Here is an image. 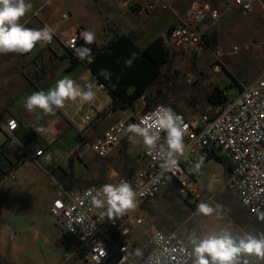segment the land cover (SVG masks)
Instances as JSON below:
<instances>
[{
	"label": "rangeland",
	"instance_id": "374dc122",
	"mask_svg": "<svg viewBox=\"0 0 264 264\" xmlns=\"http://www.w3.org/2000/svg\"><path fill=\"white\" fill-rule=\"evenodd\" d=\"M47 1L30 0L33 8L22 20L29 18L31 26L36 25L38 20L46 22L52 4L59 7V11L54 13L53 22L57 23L61 30L76 26L86 18L83 13L84 5H81L84 0H52L50 5ZM85 1L87 10L97 14L100 20L108 15L111 8L120 7L119 27L126 29L132 26L135 32L138 31L137 34L141 32L140 35L145 37L135 40L140 47L155 37L165 38L166 28L172 22L175 23L171 9L181 16L194 1L207 3L215 8H220L222 2L164 0L155 3L153 11H146L145 4L154 2L153 0H116L118 3H115V0ZM40 6L44 10L38 13V18L31 17ZM252 6L251 13L244 15L232 9L221 17L217 24L219 45L214 42L209 50L203 49L197 54L170 50L169 59L161 67L160 76L147 90L149 99L157 103L156 105L165 107L174 104L175 111L184 115L212 114L220 108H213L206 102V96L214 86L223 88L227 93L236 94L241 86L264 78V8H259L257 3ZM253 25H261L263 28L259 30ZM55 45L53 42L51 47ZM218 47L221 48V56L215 55L214 51L219 49ZM10 56L13 60L11 66L7 67L8 70L19 68L23 61L24 64L31 63L34 67L41 64L40 61H31V56L27 54L10 53ZM233 97L229 95L228 99ZM20 104L16 102L15 106ZM142 108L143 100L137 102L134 112H142ZM107 114V118L99 120V126L114 115L110 112ZM42 127L44 131L38 133L39 138L33 145L45 154L56 157L59 153L73 150L74 159L80 150L79 153L87 166L85 168L75 159L72 172L82 188L125 178L117 172L123 167L119 156L121 145L112 155L99 158L85 151L84 147L76 146L75 132L65 120L60 118L56 133L50 139L44 135L46 126ZM26 149L31 152L29 148ZM230 155L229 151L224 154L225 157ZM130 157L134 158L133 155ZM18 164L17 171L13 173L14 179L6 180V184L0 187V232H11L12 240L19 250L15 252V258L11 259L6 241L7 246L2 250L3 254H0V264H86L75 245L68 242L69 238L67 244L57 240L63 229L55 215L58 208L64 204V192L80 190L75 186L70 189L65 186L69 184L68 171L71 170L67 159L55 163L53 169L42 165L38 160L35 162L26 159ZM111 170H114L116 175H112ZM201 172L202 176L197 180L198 198H185L176 194L171 187H165L157 195L143 202V207H139L145 216L142 228L147 230L154 227L163 231H175L189 249L188 235L193 231L198 235L218 232L221 229H228L236 234L264 232V224L257 223L248 216L234 195L225 189L226 170L222 163L214 159L203 161ZM202 201L213 206L220 205L221 215H195L196 207ZM236 211H239L241 216L235 214ZM140 233L139 230L136 231V236ZM139 239H143V236H139ZM244 259H248L249 264H264V261L253 257H242V264ZM188 264H191V260Z\"/></svg>",
	"mask_w": 264,
	"mask_h": 264
},
{
	"label": "built area",
	"instance_id": "2783aa9c",
	"mask_svg": "<svg viewBox=\"0 0 264 264\" xmlns=\"http://www.w3.org/2000/svg\"><path fill=\"white\" fill-rule=\"evenodd\" d=\"M153 2L145 4L144 10L153 11ZM224 10L236 9L242 14L250 13L249 0H223ZM220 18L218 10L203 2H192L167 34L165 42L170 50L183 53H199L209 50L206 37L211 26ZM82 27H77L70 35H63L59 44L66 51L73 52V42L82 39ZM57 40L53 36V42ZM63 40V42H62ZM235 50V48H234ZM215 55L221 54L217 49ZM221 56V55H220ZM100 96L108 92L97 83ZM228 99L223 107L212 114L184 115L183 124L187 125L184 136L185 150L178 154L174 167H164V161L157 149L149 152L144 146L141 153L142 166L129 178H119L111 184L127 180L137 193L136 209L123 217L109 220L99 218L102 210L94 209L89 190L99 189L102 185L87 186L79 191H65L64 204L58 208L56 219L63 229L57 238L62 244L73 243L86 264H188L191 260L190 249L175 231H163L151 227L144 230L145 216L140 212V205L157 195L165 187L171 186L176 194L188 198L197 196V180L201 178V168L195 170V164L204 153L215 151L224 156L230 169L225 186L234 193L238 203L264 223V78L242 86L236 93H225ZM91 107V104H87ZM160 105L146 112H132L108 127L101 136L92 142L82 141L97 157L105 158L127 139L130 133L127 126L140 123ZM89 121V116L84 117ZM40 125V124H39ZM38 125V126H39ZM2 128L11 134L17 128L15 120H8ZM164 143L166 133L160 132ZM41 149L34 153L25 152L21 161L41 156ZM141 233L136 236V231ZM143 236V239H139ZM67 238L69 241L67 242ZM105 253V254H104Z\"/></svg>",
	"mask_w": 264,
	"mask_h": 264
},
{
	"label": "crops",
	"instance_id": "0c3cea01",
	"mask_svg": "<svg viewBox=\"0 0 264 264\" xmlns=\"http://www.w3.org/2000/svg\"><path fill=\"white\" fill-rule=\"evenodd\" d=\"M153 1V3H158L163 2L164 0ZM249 1L251 3L252 10V4L254 5L255 3L259 5V8H264V0ZM46 3L50 5L52 4V0H48ZM115 3L118 2L115 0ZM81 5H84L83 13L86 16L85 20L79 23L78 25L72 26L71 28H68L66 30H61L59 25L53 22L54 13L59 11V7L54 4H52V8L49 11V16L46 22L38 20V23L36 25L31 26L29 18H26L25 20L21 19V23L29 26V28L38 29L43 28L45 25L49 26L52 29L53 36L57 39L55 40V46L51 47V45L46 46L43 44H37V47L27 54L28 56H31V61H40L39 63L41 64H37V66L34 67L31 65V63L30 65L24 64L23 61L19 64V68L8 70L7 67L11 66L13 57L10 56V53L0 54V187H3L6 184V180L10 178L14 179L13 173L17 171L19 161H21L23 154L25 152H28L26 148L30 149V153H34L35 151L39 150V148L33 145V143L39 138V135L36 132L35 128L39 126L42 127L43 125H45L46 131L44 135L47 139H50L56 133V125L57 123H60L61 118V120H65L68 125L74 130L76 146L84 147L82 141L92 142L97 139L108 127H110L113 123H115L122 117V113L128 115L134 112V108L137 102L139 103L141 100H143L144 106V99L143 97H141L134 103L132 109L112 108L111 97L107 95V93H104L106 95H104L103 97L100 96L101 91L98 90L97 82L95 79V81L93 82L94 87L92 89L95 92V99L91 103H89L91 104V107L87 105L88 103L81 104L79 102L66 101L65 106L62 109H57L54 115H46L39 110H37V112L35 113H30L24 108L23 105L27 96L31 95L35 91H47L49 88L55 85L57 80L62 79L65 76L72 78L82 88L84 86V83L90 77H92L90 70L83 63H79L72 70H66L69 64V60L67 57L68 53L58 42V39L61 40V37L63 35H70V33L73 32L77 27H82L84 30L93 31L96 35V39L94 43H92V45L97 49L103 48L105 45L115 40L120 35H128L134 40V42L140 37H145L143 34L140 35L141 32L137 34L138 31L136 30L135 32V29L132 26L131 28L127 27L126 29L119 27V14L121 12V9H119L120 7H114L113 9L111 8L108 12V15L104 16L100 20L98 19L97 14L89 12L87 10L85 0L83 1V4L81 3ZM212 8L219 11L220 18L216 23L211 26L208 35L215 36V43L218 44L219 29L217 28V24L220 21L221 17L229 10L223 9L222 2H220V8ZM43 10L44 8L40 6L35 12H33L31 17L38 18V13ZM70 11L72 12L71 9ZM170 11L172 16L175 18V23L172 22L171 24H169L168 27H170L171 25L174 26L177 21V16H179L176 11L172 9ZM138 13H140V11ZM253 26L259 30L263 28L261 25H257L258 27L256 25ZM168 27L166 28V32ZM220 27H222V25H220ZM218 48L221 49L220 47ZM16 102H20L21 104L15 106ZM107 108L110 109L108 112L114 114V118H109L105 124L99 126V120L101 118L105 119L109 115L107 114L108 112H106V117H103V115H100L99 113ZM85 116H89L90 120L85 121ZM12 119L16 121L17 128L9 135L2 128V126H4L8 120ZM125 140L129 139L127 138ZM131 146L132 148H130ZM84 148L85 151L95 155L90 149L86 147ZM143 148L144 145L142 142L132 143L129 141L127 154L129 156L133 155L134 158H136V164L138 166L137 170L143 164V161L141 159V153L143 151ZM118 149L119 146L115 147L109 153L108 156L118 151ZM79 151L78 154L76 153V155L74 156L72 167H74V160L76 159V162L78 161L81 165L86 168V161L82 159V156L80 155ZM72 152L63 154L59 153V155H57L56 157L50 154H45L43 152L41 156L36 158V162L38 160L42 165L51 167V169H53L55 167V163L60 160H64L65 158L67 159L70 155H72ZM75 152L77 151L75 150ZM118 171L119 169L117 170V172ZM111 173L112 175H116V172L114 170H111ZM227 176L228 171L226 170L224 187L229 194L234 195V193L228 190L225 186ZM197 196H199V193H197ZM243 210L248 216H251L255 220V222L262 223L259 222L252 215L248 214L244 208ZM235 214L240 215L239 211H236ZM6 241L8 242V254L11 259H14V254L19 249L12 240L11 232H0V254H3L2 250L5 249L7 246Z\"/></svg>",
	"mask_w": 264,
	"mask_h": 264
},
{
	"label": "clouds",
	"instance_id": "9594fccd",
	"mask_svg": "<svg viewBox=\"0 0 264 264\" xmlns=\"http://www.w3.org/2000/svg\"><path fill=\"white\" fill-rule=\"evenodd\" d=\"M32 8L30 0H0V54H26L37 44L47 45L52 42L53 32L49 26L37 29L21 23V19ZM81 37L88 45L94 43L96 39L95 33L90 30L82 31ZM73 48L79 59H87L92 63L90 48H77L74 42ZM135 58L136 53H133L125 61V65L131 67ZM101 75L108 78L111 74L104 69L101 70ZM93 87L94 84L89 82L82 88L72 78L65 76L57 80L47 91H35L27 96L23 106L30 113L39 110L46 115H54L57 109L65 106L66 101L91 103L95 99ZM35 130L37 133L44 131L43 127H37ZM161 131L166 133L162 145ZM127 132L130 133L128 137L130 142H142L149 152L159 146V155L166 168L174 167L178 154H183L185 150L184 136L187 133V125L183 124V118L171 107L158 106L140 123L129 124ZM203 161L204 157L201 156L195 164V170L201 168ZM86 197L90 198V204L94 209L102 210L99 212L101 219L107 217L109 220H115L138 206L137 193L127 180H121L116 184H103L99 189L89 190ZM220 208V205L213 206L202 201L197 205L195 215L220 216ZM188 244L191 264H242V257L264 261V232L236 234L231 230L221 229L218 232L198 235L193 231L188 235ZM243 264H249V260L244 259Z\"/></svg>",
	"mask_w": 264,
	"mask_h": 264
},
{
	"label": "trees",
	"instance_id": "16d2710c",
	"mask_svg": "<svg viewBox=\"0 0 264 264\" xmlns=\"http://www.w3.org/2000/svg\"><path fill=\"white\" fill-rule=\"evenodd\" d=\"M25 26L29 27L27 25ZM172 28V25L168 27L165 38L160 36L155 37L143 47L135 44L134 40L128 35H120L115 40L99 49L95 48L92 44H85L83 39L78 40L75 47H88L91 49L93 58L92 63H89L87 59H79L75 51H66L69 60L66 70H72L79 63L85 64L92 76L96 79V82L102 84L107 90L112 100V108L132 109L134 103L143 97L144 106L142 112H146L157 104L149 99L147 90L160 76L161 67L167 63L169 59L170 49L167 47L165 39ZM215 41V36L207 35L206 44L209 47L212 46ZM133 53H136V58L131 67H128L125 65V61L128 60ZM104 69L108 70L111 74L110 77L106 78L104 75H101V70ZM225 93L223 88L214 86L211 92L207 94L206 102L211 107L224 106L227 101ZM171 108L175 113H179L175 111L176 105L173 104ZM109 110L110 109L107 108L99 114L104 116ZM120 145L119 156L120 160L123 162V167L118 173L124 175L125 178H129L138 168L136 158H132L127 154L129 140L123 141ZM203 157L205 162L209 159H214L216 162L222 163L227 171L230 169L229 164L215 151L204 153ZM67 161L71 170H69L68 173L69 184H65L66 188L70 189V187L75 186L78 189H83L72 172V155L67 158ZM141 206L143 207V205Z\"/></svg>",
	"mask_w": 264,
	"mask_h": 264
},
{
	"label": "water",
	"instance_id": "95a60500",
	"mask_svg": "<svg viewBox=\"0 0 264 264\" xmlns=\"http://www.w3.org/2000/svg\"><path fill=\"white\" fill-rule=\"evenodd\" d=\"M95 81V78L92 76V77H90L85 83H84V86L83 87H85L89 82H94ZM261 224H264V223H261Z\"/></svg>",
	"mask_w": 264,
	"mask_h": 264
}]
</instances>
